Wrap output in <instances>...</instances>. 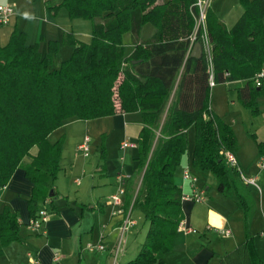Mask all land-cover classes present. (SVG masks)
Returning a JSON list of instances; mask_svg holds the SVG:
<instances>
[{
    "label": "trees",
    "instance_id": "obj_1",
    "mask_svg": "<svg viewBox=\"0 0 264 264\" xmlns=\"http://www.w3.org/2000/svg\"><path fill=\"white\" fill-rule=\"evenodd\" d=\"M197 1L60 0L58 6L71 18L91 22L89 43L75 45L71 55L61 59L55 44L41 53L14 31L0 47V188L23 158L31 157L30 163L22 164L33 183L28 199L31 219L38 216L41 204L53 198L49 193L61 168L64 138L51 142V132L71 119H95L118 111H139L142 116L134 175L142 174L133 206L148 224L138 254L125 264H162V255L172 246L183 220V193L174 172L188 152L189 127L194 134L190 169L212 173L217 188H226L228 169L220 152L235 154L237 141L231 127L211 113L209 75L214 85L244 81L240 100L256 110L254 92L264 91L254 82L264 70V0H239L242 14L230 28L209 0L204 24L210 63L203 52L198 58L190 55L193 44L200 43V28L193 44L189 40L199 15ZM146 24L152 32L140 39ZM126 33L134 45L129 55L122 41ZM261 153L264 142L259 144ZM130 199L129 190L126 203ZM18 230L17 214L3 208L0 251L19 238Z\"/></svg>",
    "mask_w": 264,
    "mask_h": 264
},
{
    "label": "crops",
    "instance_id": "obj_2",
    "mask_svg": "<svg viewBox=\"0 0 264 264\" xmlns=\"http://www.w3.org/2000/svg\"><path fill=\"white\" fill-rule=\"evenodd\" d=\"M59 2L0 0V4H14L13 15L6 24L0 25V47L8 43L14 31L24 35L26 44H36L41 53L47 52L49 46L55 44L57 56L61 59H67L75 45L89 43L91 22L83 18H71L63 6H58ZM212 10L219 15L215 8ZM223 13L218 18L225 17ZM229 23H224L227 28L232 25V22ZM151 32L152 27L146 34L150 35ZM123 40L131 47L126 53L129 55L134 49L130 33L123 35ZM243 84L244 81L231 80L213 85L210 88L209 107L212 115L231 127L237 141L235 156L239 169L243 175L255 177L256 182L260 183V190L243 182L239 172L229 167L224 158L228 169L227 186L219 190L212 173L190 169L188 153L187 160L182 159L181 165L176 167L174 180L183 193V221L197 232L176 230L171 248L162 255V264H264V235H261L264 230V169L260 170L256 166L259 144L264 142V125L251 133L256 147V169H252L249 164L245 166L241 163L238 138L232 126L215 112L218 111L215 104L214 109L212 105L216 98L213 90L218 86L235 90L238 102L243 105L239 96ZM256 91V110H252V113L254 116L264 115V91L258 88ZM174 93L171 94V100ZM77 120L82 119H71L51 132L57 134L56 138H64L61 168L54 184L53 196H50L53 198L40 205V208L47 206L48 219L39 230L31 231L28 227L31 219L28 199L33 192V183L27 178L22 164L30 163L31 157L23 158V163L14 170L8 183L0 188V211L8 207L17 214L19 224V238L1 249L0 264H125L138 254L148 224L146 221L141 222V229L135 233L139 215L135 218L132 216L134 209L142 216L133 206L141 179L134 175L137 149L121 148L120 143L123 140L136 143L143 125L141 113L118 111L93 119L91 122H97L93 125H89L86 120L83 127ZM92 135L99 137L95 152H91ZM85 137L89 138L87 156L78 150V145ZM35 152L36 148H32L31 154ZM187 167L197 177V185L205 191L206 199L203 202H193L185 197L190 192L189 182L182 177ZM231 169L236 177L229 174ZM119 171L131 175L124 185L126 195L131 191V199L126 203L124 195L119 206L122 212L113 213L117 207L109 202V197L116 191L118 183L115 175ZM236 178L246 187L241 189ZM127 215L132 217L134 223L121 235L120 226ZM221 228L229 229L230 235L218 234L216 230ZM98 242L104 246L103 250L91 252L85 249L87 243ZM117 245L118 251L115 253Z\"/></svg>",
    "mask_w": 264,
    "mask_h": 264
},
{
    "label": "built area",
    "instance_id": "obj_3",
    "mask_svg": "<svg viewBox=\"0 0 264 264\" xmlns=\"http://www.w3.org/2000/svg\"><path fill=\"white\" fill-rule=\"evenodd\" d=\"M209 0H198L197 1V6L199 8V15L198 18L196 19V29L195 31L189 36L190 44H193V42L196 39L197 36V30L200 28V44L202 47V52L205 55V58L207 61L210 63L211 62V44L208 39L207 32L205 30V24H204V10L206 6L208 5ZM14 13V4H0V25L6 24L10 17ZM227 75V74H226ZM264 70H261L255 75L254 82L255 85L258 87L264 88ZM214 85V81L212 79V75H209V86L212 87ZM121 148H126V147H136V143L130 142L128 140H123L120 143ZM78 150L84 155L87 156L89 154V138L85 137L83 142L78 145ZM222 157L224 158L226 164L231 167L236 169L239 174L240 178L243 182L247 184H251L255 186L258 190H260L259 185L256 183V178L255 177H246L243 175L241 170L239 169L238 166V161L235 156L231 151H221L220 152ZM256 166L258 169H264V153L259 154L256 160ZM131 175L129 173L119 171L115 175V179L117 181V188L115 193L110 195L109 197V202L113 205L116 206L117 208L114 209L113 213H121L122 210L119 207L122 203V197L125 194V182L129 180ZM183 179L187 180L190 185V192L185 195L186 198L193 202H203L206 199L205 191L203 188L199 187L197 185V177L191 172V170L187 167L184 169L182 173ZM48 219V211L45 207L40 208L38 211V216L34 219H30L28 223V227L31 231H37L40 229L41 225L46 222ZM134 222L130 218V216H126L123 220V223L120 226L121 229V235L125 232L127 227L129 225H132ZM177 230H181L185 233H195L197 232L196 229L193 227L187 225L183 220H181L177 226ZM218 234L223 235V236H229L230 235V230L229 229H217L216 230ZM261 235H264V230H262ZM104 246L98 242V243H87L85 245V249L88 251H100L103 250ZM118 251V245L115 249V253Z\"/></svg>",
    "mask_w": 264,
    "mask_h": 264
},
{
    "label": "rangeland",
    "instance_id": "obj_4",
    "mask_svg": "<svg viewBox=\"0 0 264 264\" xmlns=\"http://www.w3.org/2000/svg\"><path fill=\"white\" fill-rule=\"evenodd\" d=\"M209 5L211 6V8H215L218 11L217 12L219 14L218 16H221L222 11L224 12L223 14L225 15V17H220L219 19L223 23H226V24H230L229 22H232L231 24L233 25L236 22V20L239 18V16L242 14V6H241L239 0H211L209 2ZM148 29H151L150 24H146L143 27L142 32L140 34V39H144V38H147L149 36L148 34H146ZM122 41L124 44V51H125V53H127L131 49V47L127 42H125V40H122ZM123 67H125L124 64H123ZM121 77H122V75L120 76V78L117 82V85L120 83V81L122 79ZM213 91L215 92V95H216V98L214 99V101L212 103L213 109H214V104H215V107L218 110L215 112L218 115H220L221 117H223V119L232 126V128H233V130H234V132L238 138V142H239V146H240V150L238 152V155H239V159H240L241 163L244 164L245 166L249 164L252 169H256L254 166V156L256 153V147H255V142H254V139L252 138L251 133H254L255 130H259L258 128H261L262 125H264V123H262V122H264V115L259 114L258 116H254V114L252 113V109L241 105L236 98L235 90H232L229 87L218 86V88H214ZM116 93H117V91H116ZM78 121H80V122H78ZM85 121L86 120H77L76 122L80 126L83 127L85 125L84 123H86ZM87 121H89V123H90L89 125H93V124L97 123L96 121L91 122V121H93V119L87 120ZM158 134L159 133L157 130L156 135H155L154 140H153V144L156 142V138H157ZM258 134H260V131H258ZM56 136H57L56 133L51 134L49 136V140L51 142H54L56 139H58L60 137L59 136L56 138ZM186 136H187V140H188V152L182 158L185 160H187V154L190 153V150L193 146L194 134H193L192 128L189 129ZM91 141H92L90 143V145L92 146L91 152H95V145H97L99 143L98 135L97 136L92 135ZM27 157L28 156H26V158ZM182 159H181V162H182ZM181 162L177 166L181 165ZM141 174L137 175L136 178L137 179H139V177L141 178ZM229 174L233 177H236L234 175V172L232 169L229 171ZM246 177H247V175H246ZM236 183L238 185H240L241 189L246 187V186L242 185L240 183V180H237V178H236ZM256 183L258 185L260 184L259 182H256ZM45 208H47L46 205H45ZM136 215H139V219H137L138 225H137V227H135V231L137 230L135 233H137L141 229V222L143 223V221H144V219L140 215V213L136 209H134L132 216L135 218ZM144 223H145V221H144ZM144 225H146V224H144Z\"/></svg>",
    "mask_w": 264,
    "mask_h": 264
},
{
    "label": "water",
    "instance_id": "obj_5",
    "mask_svg": "<svg viewBox=\"0 0 264 264\" xmlns=\"http://www.w3.org/2000/svg\"><path fill=\"white\" fill-rule=\"evenodd\" d=\"M201 54H202V47H201V44H200L199 42H195V43L193 44L192 50H191V52H190V55H191L192 57H196V58H198V57L201 56ZM49 196H53V192H52V191H50Z\"/></svg>",
    "mask_w": 264,
    "mask_h": 264
}]
</instances>
